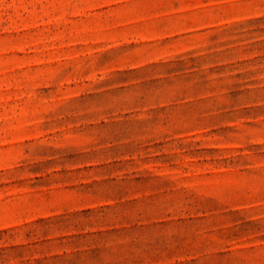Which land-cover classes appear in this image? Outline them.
<instances>
[{
  "label": "rangeland",
  "instance_id": "374dc122",
  "mask_svg": "<svg viewBox=\"0 0 264 264\" xmlns=\"http://www.w3.org/2000/svg\"><path fill=\"white\" fill-rule=\"evenodd\" d=\"M0 264H264V0H0Z\"/></svg>",
  "mask_w": 264,
  "mask_h": 264
}]
</instances>
